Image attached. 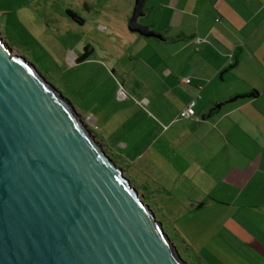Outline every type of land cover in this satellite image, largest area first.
Returning <instances> with one entry per match:
<instances>
[{
    "label": "crops",
    "instance_id": "0c3cea01",
    "mask_svg": "<svg viewBox=\"0 0 264 264\" xmlns=\"http://www.w3.org/2000/svg\"><path fill=\"white\" fill-rule=\"evenodd\" d=\"M142 12L163 40L123 37L136 47L121 76L127 94L118 92L129 106L93 131L104 145L117 134L121 150H142L126 177L165 219L210 218L244 263L264 264V0H145ZM119 50L117 61L128 47ZM190 103L194 118L180 119Z\"/></svg>",
    "mask_w": 264,
    "mask_h": 264
},
{
    "label": "water",
    "instance_id": "95a60500",
    "mask_svg": "<svg viewBox=\"0 0 264 264\" xmlns=\"http://www.w3.org/2000/svg\"><path fill=\"white\" fill-rule=\"evenodd\" d=\"M144 1L128 31L163 40L138 23ZM143 199L69 101L0 37V264H187Z\"/></svg>",
    "mask_w": 264,
    "mask_h": 264
},
{
    "label": "rangeland",
    "instance_id": "374dc122",
    "mask_svg": "<svg viewBox=\"0 0 264 264\" xmlns=\"http://www.w3.org/2000/svg\"><path fill=\"white\" fill-rule=\"evenodd\" d=\"M128 3L127 0H0V37L13 53L31 63L97 133L102 116L105 121L109 120L119 109L129 106L127 100L118 98L119 90L124 89L121 86L123 69L134 68V61H129V57L136 47L123 39L129 36L127 25L134 0ZM67 12L74 13L77 21ZM85 46L88 51L94 50L88 53L87 59L91 57L97 65L70 62L71 54L79 57L85 52ZM126 46V55L117 61L116 53ZM122 93L127 94L125 90ZM132 100L138 102L135 98ZM133 113L130 110L126 114ZM89 116L94 118V124ZM122 138L112 134L103 146L126 176L132 160L142 150H121L118 142ZM131 179V185L137 188ZM139 194L144 193L139 190ZM172 194L176 202L182 199L178 191ZM157 195L166 198L164 193ZM143 201L162 223L164 233L187 264H247L235 255L234 236L225 234L217 238L213 234L218 228L213 227L212 219H165L158 207L159 200L155 203L146 195ZM238 244L243 246L241 242Z\"/></svg>",
    "mask_w": 264,
    "mask_h": 264
},
{
    "label": "built area",
    "instance_id": "2783aa9c",
    "mask_svg": "<svg viewBox=\"0 0 264 264\" xmlns=\"http://www.w3.org/2000/svg\"><path fill=\"white\" fill-rule=\"evenodd\" d=\"M184 83L189 84L190 80L186 79L184 80ZM179 118L183 120L193 119L194 118V109H193V103H190L186 108H184L180 114Z\"/></svg>",
    "mask_w": 264,
    "mask_h": 264
},
{
    "label": "trees",
    "instance_id": "16d2710c",
    "mask_svg": "<svg viewBox=\"0 0 264 264\" xmlns=\"http://www.w3.org/2000/svg\"><path fill=\"white\" fill-rule=\"evenodd\" d=\"M67 14L69 15V17H71L72 19H74V20H76L77 21V18H76V16L73 14V13H71V12H67ZM84 53L81 55V56H79L77 59H76V62L77 63H80V62H82V61H84L86 58H87V56H86V49H84ZM252 95H256V92H252L251 94H248V95H243V96H237V97H235V98H233V99H238V98H241V97H252ZM231 101H233V100H231ZM94 132V131H93ZM95 133V132H94ZM96 134V133H95ZM144 202V201H143ZM157 220V219H156ZM163 227V226H162Z\"/></svg>",
    "mask_w": 264,
    "mask_h": 264
}]
</instances>
